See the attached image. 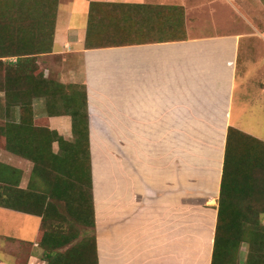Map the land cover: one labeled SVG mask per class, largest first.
<instances>
[{
    "label": "crops",
    "instance_id": "crops-1",
    "mask_svg": "<svg viewBox=\"0 0 264 264\" xmlns=\"http://www.w3.org/2000/svg\"><path fill=\"white\" fill-rule=\"evenodd\" d=\"M69 1L59 0L53 50L40 65L87 95L98 263L212 264L229 130L264 142V41L218 33L230 27L215 7L238 10L243 0ZM92 2L183 7L188 39L88 48ZM201 7L216 33H193ZM34 110L37 124L74 138L72 117L48 116L44 100ZM2 153L26 188L33 164ZM40 227L0 208V264H46Z\"/></svg>",
    "mask_w": 264,
    "mask_h": 264
},
{
    "label": "trees",
    "instance_id": "trees-1",
    "mask_svg": "<svg viewBox=\"0 0 264 264\" xmlns=\"http://www.w3.org/2000/svg\"><path fill=\"white\" fill-rule=\"evenodd\" d=\"M58 8L59 0H0V151L33 164L21 188L23 171L0 163V208L41 219L46 264H99L87 95L46 78L40 65L53 50ZM185 16L183 7L92 2L86 47L185 41ZM36 100L50 117H72V141L36 123ZM260 217L264 142L230 128L212 264H239L243 245L246 264H264Z\"/></svg>",
    "mask_w": 264,
    "mask_h": 264
},
{
    "label": "rangeland",
    "instance_id": "rangeland-1",
    "mask_svg": "<svg viewBox=\"0 0 264 264\" xmlns=\"http://www.w3.org/2000/svg\"><path fill=\"white\" fill-rule=\"evenodd\" d=\"M242 0H237V2H241ZM82 1L70 0L68 3L69 7L79 8L83 5ZM235 2V0H232ZM243 5L235 10L234 8L228 9L224 6L219 5L215 7L219 13L222 15L220 18L224 23L222 26L230 27L227 30L220 29L218 33H234L242 35L243 38L251 39V40H259L264 41V1L263 0H243ZM208 8L201 7L197 11L194 10L193 16L195 24L199 25V29L194 30V34L197 36H207L208 34H214L217 31L212 27V23H209L210 19ZM209 26V27H208ZM75 48V47H73ZM247 49L246 42L243 41L242 50L245 51ZM250 49H256L255 47H251ZM47 61L42 62V65L45 67ZM41 65V67H43ZM51 79L52 76H50ZM41 113V112H39ZM65 120H69L70 118H64ZM72 122V121H71ZM73 135L70 136V141H72ZM55 151H58V146L55 145ZM6 154L7 153H2ZM10 156V155H8ZM13 160L21 162L18 158L12 157ZM3 159V158H2ZM6 162V161H4ZM25 163V161H24ZM15 165V163H13ZM262 224L264 225V217H260ZM249 254V246L243 245L240 249V257L239 264H246V260Z\"/></svg>",
    "mask_w": 264,
    "mask_h": 264
}]
</instances>
